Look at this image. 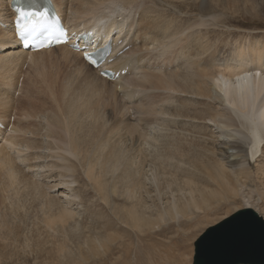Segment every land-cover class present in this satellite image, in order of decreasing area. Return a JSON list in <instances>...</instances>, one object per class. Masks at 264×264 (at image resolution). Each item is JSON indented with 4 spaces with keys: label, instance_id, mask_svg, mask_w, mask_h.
<instances>
[{
    "label": "rangeland",
    "instance_id": "obj_1",
    "mask_svg": "<svg viewBox=\"0 0 264 264\" xmlns=\"http://www.w3.org/2000/svg\"><path fill=\"white\" fill-rule=\"evenodd\" d=\"M152 4L159 26L170 25L168 33H175L170 37V34H162L164 32L158 29L160 34L155 35V48L150 45L151 54H148V59L141 62V71L149 69L150 72L157 71V80L151 75L149 81L143 84V90L133 97V103L128 100L126 92L119 84L115 86V96L103 88L100 91L102 95L97 88L89 93L93 115L100 116L98 119H94L93 116H88L84 111L79 112V120L82 121V128H85L80 132L81 134L76 135L79 138L78 141H75L78 144L76 148L78 147L77 153L79 155H69L65 159L67 164L72 167L73 175H68V171H65L62 166L61 159L57 158L56 154L60 152L58 148L64 147L65 141H68L69 138L65 134L63 125H58L54 121H51L50 124L43 123L44 125H40L42 128L41 134L44 133L41 138L44 139L45 137L46 142L52 139L50 145L51 148H54V151L51 150V157L46 156L49 154H44L43 160H33V163H36L33 165L41 163V165L39 163L38 169H35L38 172L34 170L28 172L30 174L34 172L33 178L37 181V186L32 181L31 186H25L24 183L20 182L16 185H9L4 173H2V165L0 164V264H192L195 254L194 242L199 235L206 228L222 222L224 217L232 215L239 209L246 208L248 199L251 200L252 209L264 217V146L259 147L262 150L260 153L263 154L258 157V161L250 162V160H246L244 167L237 164V166H233L232 171L228 169L229 171L225 176L228 181L226 178L225 181L224 177H216L219 182L215 180L218 183L211 182V185L209 184L210 181H207V175L203 173L202 178L206 185H211L210 187L215 189V192H212L213 194H216L223 186L222 191H219L216 195L209 192L210 195L204 191L206 200L204 202L199 201L201 210L198 212L192 210L195 212L188 214L187 220L182 221V223L177 221L166 225V223L155 219L156 226L150 228L137 226L135 228V224L127 219L133 204L123 196L121 183L118 184L115 179H111L112 175L109 174L107 177L110 179L109 181L105 177L104 181L102 179L105 187L102 189L105 190H101L97 182L92 178L91 180L88 176L86 168L89 169L94 164V171L99 173L96 174L100 178L102 174L100 171L102 170L99 166L95 169L97 159L99 157H102V159L107 158V154L110 151L112 152V149L114 150L115 147L117 149V138L120 144L119 147L123 146L124 148H122L126 149V153L128 152L127 157H132L136 162L140 160L141 164H148L145 168L148 173L152 163L156 165L158 171L163 170L162 161L157 158V155L158 153L160 156L162 155L161 142H164L162 134L168 132V128L172 130L177 126L178 130L183 128L184 131L188 130V133L191 130L196 136H199L198 138L202 139L197 142L196 137L193 138L190 135V138L194 139H190L191 144L187 145V143L180 141L181 145L177 146L175 153L178 159L176 167H182L179 157L182 158L186 155L192 157L193 154L197 153L196 150L200 146L206 144L207 147L216 149L215 130L211 126L207 128L205 120L198 123L201 128L198 132V129L194 128L197 123H193V120L186 117L183 123L180 121L179 123L170 124V122L176 118L179 119L180 115L184 114H189L192 117L195 112L199 111L208 115L209 106L206 103L215 105L220 101L215 99L217 94L212 85L210 87L212 91L209 93L211 98L209 96H200V98L198 95L192 96L190 93L179 90L176 86H174V89L167 87L166 82L170 81L168 73L182 72L187 67L186 61L181 60L179 45L175 46V39H183L186 45L185 53L193 57L194 60L197 58L195 60L199 64L197 68H205L208 74L212 72L213 75H217L220 69L222 71L240 69L242 63L247 64L244 68L259 65L262 66L264 71V0H152ZM62 8L69 18V22L81 18L69 15V9L65 4H62ZM135 10L136 8H131L132 13ZM139 15L140 11L137 10L135 13L136 24L140 18ZM132 34L131 32L130 37ZM159 40L167 43L171 41L174 43L173 47L168 52L162 53L163 49L159 47ZM140 46H142L141 42ZM131 47L126 45L125 52L130 51ZM257 50L263 53L260 60L258 59ZM61 54L59 51L46 52L43 57H40L42 61L38 62V65L33 63L28 68H26V65L23 67L21 75L17 78L18 85H15L19 88L22 84L24 86H22L24 90L22 89L21 95L19 90L15 93V96H18L14 102L17 103L16 109L19 117L22 114L27 116L29 112L34 110H47V115L58 113L57 104L52 95L59 96L58 94L62 93L60 91L63 89V86H60L64 83L62 79L65 75H62L64 72L62 67L64 62L67 63V60L63 57L64 60L62 61L64 62L59 61L62 58ZM76 59L79 62L81 61V58ZM59 67L63 71L59 70ZM85 72L93 73L92 71ZM83 76L88 77L87 75ZM61 82L63 83L61 84ZM0 84H3L1 77ZM57 84L58 86H56ZM81 88L83 87L73 84L71 90L74 91L69 92L64 97L68 100L73 94L78 96L79 93L83 92ZM105 88L109 89L108 87ZM24 91H27V93ZM112 92L114 93V91ZM20 96L22 97L20 98ZM153 102H156L155 105L162 112L157 115L151 112L150 114L142 113L139 104L150 105ZM11 111L13 112L14 109L7 111L9 120L12 114ZM124 112L128 120L122 118ZM141 116L144 117L143 120L145 121L141 119ZM180 119L182 118L180 117ZM9 120L4 121L8 124ZM25 121H28L27 124H23L26 127L32 122L28 118ZM133 121L136 122L137 125H133L139 131H129L128 128H130V123H133ZM146 122L150 124L148 125ZM48 125L51 132L50 135L46 136L47 129L45 128ZM10 128L11 125L8 129ZM140 133H143L144 137L139 141ZM61 138L62 143H60L62 145L59 144ZM102 139L107 140L110 149L105 140ZM100 141L106 144L104 145L107 146L106 149L100 147L102 144H100ZM192 143L195 144L196 149L192 148ZM34 149L31 153L34 152ZM42 149H44L42 151L48 153V149L44 147ZM83 155L85 156L83 157ZM93 157L94 160H92ZM214 160L217 159L214 158ZM47 162L49 169L44 167V163ZM125 164L123 163L122 167ZM218 168L220 167L217 163L213 162L211 164L210 169L212 172H215ZM28 173L26 174L29 175ZM111 180L113 183L110 182ZM107 181L110 182L109 185ZM114 181L116 182L114 183ZM218 184H220L218 186L220 189L217 187ZM227 184L230 185L227 186ZM49 185H51V189ZM115 187H117V190H115ZM55 188H58L59 191L53 192L52 190ZM109 189L111 193H109ZM118 189L120 192H118ZM150 189L149 195L156 197L155 186ZM63 193L68 195L64 196ZM72 194H75L74 197ZM55 195L59 197V200ZM178 196L180 198L185 197L183 194H178ZM75 197L77 198L74 199ZM65 198L70 203L64 201ZM68 217L70 218L68 219ZM63 226L66 227V231Z\"/></svg>",
    "mask_w": 264,
    "mask_h": 264
},
{
    "label": "bare ground",
    "instance_id": "obj_2",
    "mask_svg": "<svg viewBox=\"0 0 264 264\" xmlns=\"http://www.w3.org/2000/svg\"><path fill=\"white\" fill-rule=\"evenodd\" d=\"M53 1L61 17L66 20V23L70 29V33H73L75 31L78 32L82 28L93 27L91 30L94 33L95 43L88 44L89 48H91L93 45L97 43H99V46H102L103 43L109 41H112L113 43L115 41L117 43L119 40L125 42L126 45L132 46L130 51L125 52L124 55L122 56L118 55L116 57V53H115L113 56L115 60L112 63V65H110L112 68L114 69L116 68L117 70L128 68L129 72L127 75H120L118 81L110 82L104 79L103 77H101L97 70H95L89 64H87L83 60L81 53H76L71 51L67 47V45L49 48L41 51H34V52L23 51L21 49L20 41L17 39V36H15V25H14L15 12L11 10L12 0H0V77L3 80V84H0V124H4L6 126L5 129H3L0 126V161H2L0 162V164L2 165L1 168L2 173H4L6 181L9 183V185H16L19 184L20 182V183H24L25 186H31L30 185L31 181L36 186L38 185L37 181L33 178L34 172L32 174L28 172L29 170L31 172L33 170L36 171L35 169L38 167L40 163V162L37 163L38 165H33L35 163V162L33 163V160H38V161L39 159L43 160L44 154H49L46 156H50L51 150L54 151V148H51L52 146L50 145L51 144L50 140L52 139H49L46 142L44 140L45 137L44 139L41 138L42 134H44V133L41 134L42 132L41 126L44 125L43 123L50 124L51 121H54L58 125L59 124L63 125L62 127L65 128V134L69 139H67L68 141H65L66 144L64 143L65 144V146L63 145L64 147L58 148L60 152L57 153L56 155L57 158L59 157V159H61L62 166L65 169V171H68V175H73L74 171L72 167L69 164H67V161H65V159L69 155L77 156L78 154L77 153L78 147L76 148L78 144H76L75 141H78L79 138H77L76 135L85 129L82 128L83 126L82 121L79 120V116H80L79 112L84 111L85 114H88V116L90 115V117L93 116L92 118L94 119L95 118L98 119L100 116L96 114L93 115L92 102L89 97V93L95 91L97 88L98 92L101 94L100 91H102L103 88L115 96L116 94L115 86H118L119 84L121 85L123 91L126 92V95L128 96V100L133 103L134 102L133 97H135L141 90H143L142 87L143 84L149 81L151 75L155 78V80H157V71L150 72V69L141 71V67H140L142 65L141 62H144V60L148 59L147 58L149 57L148 54H151L150 45H152L155 48L156 45L155 35L160 34L158 32V29L164 32L162 34L165 35L169 32L170 25L168 26L166 24L164 26H159V23L156 20L157 19L156 12L153 9L152 0H53ZM62 4H65V6L69 9V15H71L72 17L79 16L81 18H79L76 21L69 22V18L65 15V11L62 8ZM131 8H136V10L132 13ZM137 10L140 11V15H139L140 18L138 20V23L136 24L137 19L135 13ZM171 22L172 20L170 21V23ZM131 32L133 34L130 37ZM169 34L170 33H168V35ZM173 34L175 33L170 34V37ZM140 42L142 46H140ZM173 44L174 43H172L171 41L167 43L159 40V45H160L159 47L163 49V51H161L162 53L168 52L170 48L173 47ZM177 45H179V49H180L179 53L181 55V60L186 61L187 67H185L182 72H175V73L169 72L168 75H170L169 77L170 81L166 82L167 87H169L170 89H174V86H176L179 90L190 93L192 96L198 95L199 98L200 96H209L210 95L209 93L212 91L210 89L214 88L217 94L215 99L217 100L219 99L220 101L218 104L215 105L206 103L209 106L208 115H206L204 112H199V111L195 112L194 116L192 117L189 116V114L186 115L184 114L185 116L180 115L182 119H180V117L179 119L176 118L175 120L170 122V124L174 122L179 123L180 121H182L183 123L186 120L185 119L186 117L189 118L190 120H193V123L194 122L197 123L196 125H194V128L198 129L197 130L198 132L201 129L198 123L202 120H205V125L207 126V128L211 126L215 130L216 133L215 137L217 139L216 149L212 148L214 150L213 151L211 148L207 147L206 144L204 146H200L196 150L197 153L193 154L192 157H190L189 155H186L185 157L182 158L179 157V161L182 167L180 168L176 167L175 165L178 159L175 153H176V148L179 147L178 145H181V142L187 143V145L191 144L190 139L194 140L193 139L194 137H196L195 139L197 140V142H200L202 140L198 138L199 136H196V134H194L191 130L190 133H188L187 132L188 130L184 131L183 128L181 130H178L176 126L175 128H172V130L168 128L167 129L168 132L162 134L163 135L162 138L164 140L163 143L161 142L162 158H160L161 156L159 155V153L157 155V158L160 161H162V169H163L162 171H158L156 169V165L152 163L150 164L151 168H150V172L148 173V170L145 169L148 166V164L147 163L141 164L140 160L136 162V160L133 159L132 157H127L128 152L126 153L125 151L126 149L124 150L123 146H122L123 148L119 147L120 144L118 138H117V142H118L117 149L115 147L114 149L115 151L112 149V152L109 150L110 152L108 154L106 153L107 158L102 159V157H99L100 159L99 158L97 159L98 162L96 161L97 165L95 164L96 165L95 169L96 167L99 166L100 170H102L100 171L102 172L100 178L97 175L99 173L94 171V164L93 167H90L89 169L86 168L88 171L87 174L90 177V179L92 178L93 180H95L98 184V187L101 190H105L102 189L105 188L103 185L104 184L103 181H104V177L106 180L107 179L108 181L110 180L109 178H107L109 174L112 175L111 179H115L118 182V184L119 182L121 183V186H123L122 189L123 191H121L123 193V196L126 197L128 200H130L131 203L133 204L130 210L131 212L129 213L127 219L132 221L133 224H135L136 226V227L134 226L135 228H137V226L139 227L141 226V228L142 227L150 228L156 226L155 219L159 220L162 223H166V225L172 222L176 223L177 221L178 222L181 221L180 223H182V221L187 220L186 218L189 216L188 214L194 213L195 211L198 212L201 210V205L199 201L201 200L202 202H204L206 200L204 191L208 193L215 192V189L210 187L212 185L211 182L218 183L219 182L218 181L219 179L217 180L218 177L219 178L224 177L225 180L226 178L225 176L227 175V172L231 169L233 170L234 165L237 166V164H240V166L244 167L246 165V160H250V162L258 161L257 160L258 157L264 153L263 151V153L261 154L260 151L262 150L259 149L260 146L261 147L264 146V71L262 69V66L260 67L259 65H252L251 67L244 68L245 66H247V64L242 63L240 69L224 70V71L220 69V72L217 75H213L212 72L208 74L206 73L208 71H206L205 68H200V69L197 68L199 66V64H197V62L195 61L197 58H195L194 60L193 57L188 56L185 53L186 45L183 42L182 38L175 39V46ZM55 51L57 52L59 51L62 53L61 54L62 58L60 57L61 60L59 61H62L64 59L67 60L66 61L67 63L62 61L64 62V64L63 67L61 66L62 68H64V72L63 74L62 73L61 74L62 75L65 74V75L63 76L62 79V81L64 80L63 81L64 83L61 82V84L62 83L63 84L62 85L59 84L61 87L63 86V89L62 91H60V89L58 90L62 93L58 92L59 96H57L56 94L52 95L53 100L57 104L58 113L47 115V110H34L29 112L28 114L26 113L27 116L21 113L22 115L19 117L16 109L17 103L14 102V100L18 98V96H15V93L16 91L19 90V94L21 95V92H23L24 90L23 88L24 86L22 84L20 88L17 86L15 87V85L19 82L17 78L21 75L23 71L22 69L25 65L26 68L33 65V63L34 64L37 63L38 65V62L42 61L40 57H43V55H45L46 52L54 53ZM263 53L261 51L260 52L258 51L257 54L259 60L260 58L263 57ZM76 58L79 59L81 58V61L79 62ZM62 68L59 67V70H61ZM85 71H92L93 73H88ZM83 75H87L88 77H84ZM73 84L76 85L78 84V86H82L83 88L81 89H83L84 93L81 92L79 93L78 96H76V94L75 95L73 94L67 100L64 97V95L74 91L71 90L73 89ZM211 85L212 88H210ZM56 86H58V84ZM105 87H108L109 89ZM112 91H114V93ZM24 92L27 93V91ZM33 95L35 97L34 93ZM21 97L22 96H20V98ZM155 104L156 102L150 103V105L139 104V106L142 113L150 114L151 112L157 115L160 112H162V110ZM10 109L11 110L14 109V111L13 112L11 111L12 114L9 120L7 111ZM27 118L32 122L29 126L26 127V125L23 124L28 123V121H25L27 120ZM122 118L128 120V117L126 116L125 112L122 115ZM141 119L143 120L144 117L141 116ZM4 120H9V123L7 124V122H5ZM133 124H136V122L133 121V123H130L131 129L128 128L129 131L138 130L137 128H135ZM10 125L11 128L8 129ZM71 127H73V129H71ZM45 129H47L46 136L50 135L51 131L49 125ZM190 135L193 138H190L191 137ZM143 137H144L143 133H140L139 141L142 140ZM87 139H89V137H87ZM106 141L107 140H105V142ZM60 142L62 143V138L61 141H59V144H61ZM100 144H101L100 147L102 149L103 147L106 149V147L108 146L107 143V146L105 147L104 145L106 144H103L102 141H100ZM111 144L112 143H110V145ZM111 146L114 147V145ZM192 146L191 147L193 149H196V147H194L195 144L192 143ZM43 147L48 149V153L42 151L44 150L42 149ZM108 147L110 149V146ZM32 149H34L33 153H31ZM84 156L85 155H83V157ZM94 157L92 160H94ZM214 158H216L217 160H214ZM85 160L87 161L86 158ZM92 160L90 159V161ZM213 162L217 163V165L220 167L218 168V170H215V172L214 171L212 172L210 169L211 164H213ZM123 163H126L124 167H122ZM44 164H45L44 167L48 168V162ZM25 172L28 173L29 175H27ZM36 172H38V170ZM203 173L207 175L206 176L204 174L207 178V181H210L209 183L211 184L210 186L206 185V183L204 182V179L202 178ZM23 177H25V179H23ZM214 177L217 178L215 179ZM215 180H217L218 182ZM116 181H114V183ZM110 182H112V180ZM110 182H108V185ZM63 184H65V182H63ZM161 185H163L164 187ZM219 185L220 184H218L217 187ZM228 185L230 184H227V186ZM152 186L153 187L155 186V190H156L155 192L157 194L155 195L156 197L149 195L151 191L150 188ZM70 187L72 186L70 185ZM106 187L108 186L106 185ZM49 188L51 189V185H49ZM116 188L117 187H115V190H117ZM221 189L219 191H222ZM52 191L57 192L59 191V189L55 188ZM109 191H110L109 193H111L110 189ZM118 192H120L119 189ZM63 194L64 196L68 195L66 193ZM178 194L179 195L183 194L185 197L180 198ZM74 195L75 194H72L73 197ZM76 198L77 197H75L74 199ZM64 201L68 202L69 200L65 198ZM246 206H247L246 208H252L251 200L249 199L247 200ZM69 218L70 217H68V219ZM225 218L226 217H224V219ZM128 220L127 222H129ZM58 221L59 223H61L60 220ZM63 227L64 229L66 228L65 226Z\"/></svg>",
    "mask_w": 264,
    "mask_h": 264
},
{
    "label": "water",
    "instance_id": "obj_3",
    "mask_svg": "<svg viewBox=\"0 0 264 264\" xmlns=\"http://www.w3.org/2000/svg\"><path fill=\"white\" fill-rule=\"evenodd\" d=\"M194 253L192 264H264V217L252 208L239 209L206 228Z\"/></svg>",
    "mask_w": 264,
    "mask_h": 264
},
{
    "label": "snow or ice",
    "instance_id": "obj_4",
    "mask_svg": "<svg viewBox=\"0 0 264 264\" xmlns=\"http://www.w3.org/2000/svg\"><path fill=\"white\" fill-rule=\"evenodd\" d=\"M16 12L18 13V17L21 21L24 19H29L28 24L21 23L18 26L17 30V36L22 41L24 46H28V40L29 38L39 30V27H42V25H38L37 22H32L30 18L36 16V17H46L47 16V9L44 8L43 11H33V10H25L21 7H18L16 9ZM64 33L61 32V35ZM243 215V214H242ZM233 219H236V217H233Z\"/></svg>",
    "mask_w": 264,
    "mask_h": 264
}]
</instances>
